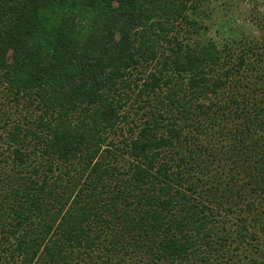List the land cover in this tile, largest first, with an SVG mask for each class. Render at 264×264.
I'll return each mask as SVG.
<instances>
[{
    "label": "trees",
    "instance_id": "obj_1",
    "mask_svg": "<svg viewBox=\"0 0 264 264\" xmlns=\"http://www.w3.org/2000/svg\"><path fill=\"white\" fill-rule=\"evenodd\" d=\"M216 2L0 0V264H264V33Z\"/></svg>",
    "mask_w": 264,
    "mask_h": 264
},
{
    "label": "rangeland",
    "instance_id": "obj_2",
    "mask_svg": "<svg viewBox=\"0 0 264 264\" xmlns=\"http://www.w3.org/2000/svg\"><path fill=\"white\" fill-rule=\"evenodd\" d=\"M212 12V17L216 25L212 26L210 33L211 36L216 39H219L216 35L218 34L216 30L219 31V34L221 33L225 36H232L234 38H238L239 35L242 34L243 37L247 36L249 39H254V41L261 37L260 34L264 33V17H260V15L257 16L258 12L264 15L263 0H217L216 3H212ZM26 105L27 103H25V105L22 103L20 109L23 108V110L19 111L14 101L10 102L5 93L1 95L0 117L4 120L0 119V126H4L7 123L16 124V122L19 123L25 119L30 120L29 117L31 114L30 116L25 115V111L30 109H25ZM0 146V149L7 155L5 150L6 144H1L0 142ZM262 235H264V233H262ZM262 238L264 239L263 236Z\"/></svg>",
    "mask_w": 264,
    "mask_h": 264
}]
</instances>
